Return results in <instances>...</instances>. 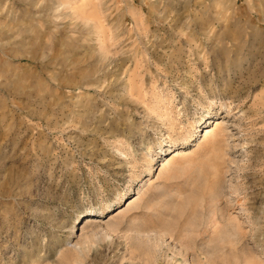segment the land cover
<instances>
[{
    "label": "rangeland",
    "instance_id": "1",
    "mask_svg": "<svg viewBox=\"0 0 264 264\" xmlns=\"http://www.w3.org/2000/svg\"><path fill=\"white\" fill-rule=\"evenodd\" d=\"M263 2L0 0V264H264Z\"/></svg>",
    "mask_w": 264,
    "mask_h": 264
},
{
    "label": "bare ground",
    "instance_id": "2",
    "mask_svg": "<svg viewBox=\"0 0 264 264\" xmlns=\"http://www.w3.org/2000/svg\"><path fill=\"white\" fill-rule=\"evenodd\" d=\"M264 4V2H263ZM261 4V5H263ZM216 126H215V130H210V129H206V135H205V138H209V137H213V143L219 147L221 146V144L224 142L223 139H222V133L224 132V128L221 127L222 126V122H220L219 120H217L216 122ZM179 154V153H178ZM177 154V155H178ZM176 155V156H177ZM170 163V162H169ZM168 163H166L167 165ZM137 200V198H135L134 200L133 199H130L129 201V206H131L135 201ZM136 204V203H135ZM210 221V219H209ZM89 223V222H88ZM207 225V224H206ZM205 252V251H204Z\"/></svg>",
    "mask_w": 264,
    "mask_h": 264
}]
</instances>
